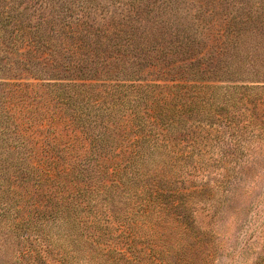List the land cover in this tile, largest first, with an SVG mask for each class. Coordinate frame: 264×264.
<instances>
[{
    "label": "trees",
    "instance_id": "16d2710c",
    "mask_svg": "<svg viewBox=\"0 0 264 264\" xmlns=\"http://www.w3.org/2000/svg\"><path fill=\"white\" fill-rule=\"evenodd\" d=\"M262 41L264 0H0V85L25 95L28 87H44L51 101L62 102L65 130L59 154L49 156L58 160L27 164L6 178L0 220L12 216L11 231L34 234L45 245L37 256L47 250L50 220L70 224L77 264H144L131 252L142 224L157 241L149 247L153 261L160 260L165 217L152 213L175 202L156 204L165 190L138 181L143 146L151 141L145 117L136 110L116 116L113 109L134 94L149 102L144 107L151 105L159 123L163 113L148 100L164 92L183 108L189 98H206L195 89L218 99L264 94ZM108 99L111 111L99 113ZM120 195L128 205L141 197L132 201L137 219H123L125 212L115 218L113 198ZM179 225L187 234L194 227Z\"/></svg>",
    "mask_w": 264,
    "mask_h": 264
},
{
    "label": "rangeland",
    "instance_id": "374dc122",
    "mask_svg": "<svg viewBox=\"0 0 264 264\" xmlns=\"http://www.w3.org/2000/svg\"><path fill=\"white\" fill-rule=\"evenodd\" d=\"M260 46L264 47V41ZM9 89L0 85V190L6 178L13 180L27 164L43 163L61 150L65 134L62 102L51 101L44 87H28V95ZM223 90L217 89V93ZM194 92L206 98H189L185 108L166 92L149 99L158 103L157 113H163L159 123L152 118L151 105L144 107L149 102L134 94L128 93L129 97H123L113 109L116 116L136 110L145 117L143 132L151 141L143 146L138 181L148 180L158 190H165L156 204L174 200L176 207L165 205L159 213H152L165 217L162 229L166 242L156 245L159 254L155 257L160 260L153 261L149 247L157 241L142 224L133 231L136 244L131 252H136L144 264H187L190 257L193 264H264V94L243 99H220L219 94L218 99L209 96L211 90ZM165 101L167 107H163ZM110 102H103L99 113L110 112ZM171 108L177 112L169 113ZM50 158L58 160V155ZM120 197L113 198L119 202L113 208L115 218L125 212L123 219H137L133 216L137 210L131 207L141 197L133 198L130 205L125 196ZM3 205L4 198L0 197V212ZM11 219L6 215L0 220V264H77L70 224L50 220L44 229L47 250L37 256L45 245L31 232L16 235L7 226ZM183 222L193 224L189 234L182 231L179 224H186ZM194 241L200 245L194 246ZM186 247L195 251L190 255ZM84 250L79 244L77 256H83Z\"/></svg>",
    "mask_w": 264,
    "mask_h": 264
}]
</instances>
